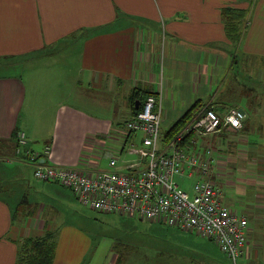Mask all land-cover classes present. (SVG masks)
Listing matches in <instances>:
<instances>
[{"label":"crops","instance_id":"1","mask_svg":"<svg viewBox=\"0 0 264 264\" xmlns=\"http://www.w3.org/2000/svg\"><path fill=\"white\" fill-rule=\"evenodd\" d=\"M226 6L249 9L240 47L227 37ZM248 58L260 61L253 65L262 89L245 81ZM138 92L136 107L145 92L161 100L162 134L163 124L172 126L197 102L201 112L221 116L243 110L240 129L223 126L188 144L196 152L215 148L211 178L223 203L236 211L241 204L249 221L240 261L264 264V0H0V186L14 196L0 195V264H15L18 240L48 232L57 240L53 264L91 263L93 239L67 219L77 195L37 179L29 152L85 174L109 169L116 156V169L126 171L138 158L129 145L143 139L126 125ZM19 131L27 144L19 145ZM229 192L239 200L228 203ZM173 233L181 243L177 264H231L215 246L183 235L196 233Z\"/></svg>","mask_w":264,"mask_h":264},{"label":"built area","instance_id":"2","mask_svg":"<svg viewBox=\"0 0 264 264\" xmlns=\"http://www.w3.org/2000/svg\"><path fill=\"white\" fill-rule=\"evenodd\" d=\"M244 118L236 107L229 108L222 116L207 108L163 145L161 100L149 94L126 124L130 131L143 134L140 145H129L138 158L126 165V171L116 169V156L111 157L109 169L93 174L47 164L42 161L44 153L30 151L29 157L35 164L37 179L71 188L83 205L200 233L216 241L231 264H239L247 244L248 218L223 203L222 189L209 176L215 162V148L208 145L204 151L196 152L186 138L210 135L223 126L240 129ZM17 139L19 145L27 144L25 132L19 131ZM48 149L46 146L45 152ZM195 174L199 178L191 195L178 178H192Z\"/></svg>","mask_w":264,"mask_h":264},{"label":"rangeland","instance_id":"3","mask_svg":"<svg viewBox=\"0 0 264 264\" xmlns=\"http://www.w3.org/2000/svg\"><path fill=\"white\" fill-rule=\"evenodd\" d=\"M238 51L239 49L236 50V52ZM245 62H247L246 72L251 75V77L249 79L247 78L245 81L254 88L256 86L257 88L259 87L262 89L254 74V65L256 63L259 64L260 61L248 58L245 60L243 59V63ZM233 71H235V69H233ZM256 98L257 97H253V100L256 101ZM172 126L163 124V128L166 131ZM211 135H214V133L208 136ZM233 142L236 146L237 143H235L234 140ZM253 144L254 143H249V148H253ZM0 159L2 158L0 157ZM241 161L243 162V159H241ZM0 162H2V160H0ZM28 172V177L31 181L33 178L31 172ZM209 176H211V172ZM198 178L199 175L195 174L192 178H178V181L182 187L192 195L193 186ZM26 190L27 189H25L23 193H25ZM6 194L7 193L0 191V195L5 196V199L8 200L14 198L12 194L9 197H7L8 194ZM225 194L228 203H230L228 201L230 197L236 199L239 197L234 192ZM25 195H27V197ZM25 195V197L21 198L25 201H20V204L22 205H25L28 198V194ZM222 197L223 195L221 196V199L223 200ZM71 204L73 211H71V214L68 216V221L80 225L86 231L87 235L93 239V252H90L89 254V261H91L90 264H107L111 261L112 256H116V258L120 257L117 264H177L176 262L179 258V247L181 246V243L173 236V232L176 230L174 227L160 224L156 220L148 221L138 217L132 218L118 213L98 211L90 206L83 205L79 199H73ZM237 207L238 211H242L241 209L243 208L241 204ZM195 233L198 235H188V233H183V235L192 238L198 246L203 245L205 247V244H208L209 248L215 246L218 250L217 252H220L216 241L209 240L208 237L203 236L200 233ZM240 263L242 264L239 260V264Z\"/></svg>","mask_w":264,"mask_h":264},{"label":"trees","instance_id":"4","mask_svg":"<svg viewBox=\"0 0 264 264\" xmlns=\"http://www.w3.org/2000/svg\"><path fill=\"white\" fill-rule=\"evenodd\" d=\"M222 15L225 22V31L227 37L233 44H235L237 47H240L244 36L245 28L247 26V22L249 20V15H250L249 9L226 6L222 10ZM238 54L239 51L235 53L234 61L237 60ZM140 93L141 92H138L136 95L133 96L132 101L134 107H136L138 96H140L141 98L143 97V94ZM145 93L149 95V93L151 92H145ZM201 106L202 105H200L198 102L195 103L193 106H191L188 109V111L170 129H168L162 135V144L165 145L168 142H170L194 116H196L199 112H201V108H202ZM140 108L141 105L139 107H136L135 112L140 110ZM190 138L191 135H189L186 138V140L188 141ZM0 191H1V186H0ZM24 201L25 200H22L21 202ZM21 206L22 204H20L19 208L15 209L16 211L15 215L19 212ZM163 225L170 226L165 223ZM172 227H174L177 230L184 231L181 228L175 226ZM209 240L212 239L209 238ZM17 244H18V250H17V257L15 260V264H53L54 263L56 250H57V240L52 232H48L43 237H30V236L24 237L18 240Z\"/></svg>","mask_w":264,"mask_h":264},{"label":"water","instance_id":"5","mask_svg":"<svg viewBox=\"0 0 264 264\" xmlns=\"http://www.w3.org/2000/svg\"><path fill=\"white\" fill-rule=\"evenodd\" d=\"M137 103L139 104V103H141V101H139V100H138V101H137ZM239 110L243 112V110H242V109H239ZM42 161H43V160H42Z\"/></svg>","mask_w":264,"mask_h":264}]
</instances>
